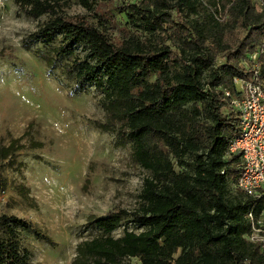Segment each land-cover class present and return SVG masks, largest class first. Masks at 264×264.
<instances>
[{"label":"trees","instance_id":"16d2710c","mask_svg":"<svg viewBox=\"0 0 264 264\" xmlns=\"http://www.w3.org/2000/svg\"><path fill=\"white\" fill-rule=\"evenodd\" d=\"M71 1L91 10V0H13L19 15L47 17L23 45L42 44L36 55L47 73L61 69L74 91L101 93L99 128L129 139L149 172L131 213L143 230L114 238L122 211L92 220L99 235L77 244L72 264H264L259 244L245 238L253 200L238 189L239 198H227L239 156L225 157L239 133L233 79H251L254 53L264 83V4L217 0L226 9L221 22L199 0H134L120 10L127 23L115 42L86 17L68 15ZM180 13L195 17L177 21ZM263 207L264 195L255 219ZM1 219L10 223L0 233V264H32L16 231L26 225Z\"/></svg>","mask_w":264,"mask_h":264},{"label":"rangeland","instance_id":"374dc122","mask_svg":"<svg viewBox=\"0 0 264 264\" xmlns=\"http://www.w3.org/2000/svg\"><path fill=\"white\" fill-rule=\"evenodd\" d=\"M133 1L91 0V10L71 1L65 12L86 17L116 42L127 23L120 10ZM199 2L225 20L219 1ZM263 4L256 0L257 8ZM194 17L176 14L177 21ZM45 21L0 0V233L10 223L2 217L20 219L26 227H16L18 240L30 263L72 264L77 244L99 235L92 220L122 211L114 238L143 230L131 213L149 172L135 162L129 139L99 128L105 122L99 91L89 85L74 91L61 69L48 74L36 55L42 44L25 49L23 40ZM228 189V200L239 198L235 184Z\"/></svg>","mask_w":264,"mask_h":264},{"label":"built area","instance_id":"2783aa9c","mask_svg":"<svg viewBox=\"0 0 264 264\" xmlns=\"http://www.w3.org/2000/svg\"><path fill=\"white\" fill-rule=\"evenodd\" d=\"M219 21L224 18L217 17ZM258 53L250 55L251 79H233L240 97L231 101L230 106L238 114L239 133L228 144L225 157L239 156L238 178L235 187L253 200L247 213L250 233L245 238L257 243L264 255V225L262 215L255 219L254 212L264 195V83L259 77ZM226 95H228L226 93ZM225 174V170L221 171Z\"/></svg>","mask_w":264,"mask_h":264}]
</instances>
